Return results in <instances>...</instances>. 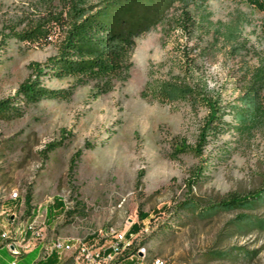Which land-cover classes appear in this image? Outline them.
I'll list each match as a JSON object with an SVG mask.
<instances>
[{"label": "rangeland", "instance_id": "1", "mask_svg": "<svg viewBox=\"0 0 264 264\" xmlns=\"http://www.w3.org/2000/svg\"><path fill=\"white\" fill-rule=\"evenodd\" d=\"M204 6L192 36L164 37L159 25L138 38L129 76L112 91L99 94L96 81L74 86L71 78H45L46 88L69 90L68 99L18 102L20 116L0 119V223L11 222L7 208L16 200L19 224L8 228L38 217L34 227L45 241L123 233L140 223L133 248H145L144 264H264V224L243 223H264V203L209 214L264 186V123L249 137H212L195 153L205 109L141 95L148 82L178 75L183 53L223 104L249 88L248 74L264 57V11L231 0ZM65 7L66 0H0V100L16 94L32 63L56 55L62 30L54 18ZM181 9L176 4L168 18ZM239 22L234 45L226 32ZM37 27L49 28L48 43L18 37ZM58 200L62 210L54 207Z\"/></svg>", "mask_w": 264, "mask_h": 264}, {"label": "trees", "instance_id": "2", "mask_svg": "<svg viewBox=\"0 0 264 264\" xmlns=\"http://www.w3.org/2000/svg\"><path fill=\"white\" fill-rule=\"evenodd\" d=\"M231 1L245 2L264 11V0ZM204 3L205 0H99L95 3L66 0L64 16L61 14L54 18L62 30L56 55L43 64L30 65V74L19 85L16 94L0 100V119L20 116L21 111L16 106L18 102L30 106L45 99H68L69 90L48 89L43 84L45 78H71L75 81L74 86L96 81L100 83L99 94L112 91L115 83L125 81L129 76L131 56L138 38L159 25L163 27L164 37L175 32L192 36L198 24L195 15L204 11ZM176 4L182 8L181 12L168 18ZM190 5L192 10L188 9ZM239 24L235 23L226 32L234 45L239 35ZM49 31V28L40 30L37 27L18 34V37L32 43H48ZM183 57L185 59L180 62L178 75L148 82L141 95L160 104L183 102L195 112L205 109L206 116L199 128L196 146L192 149L195 153L201 152L212 137L231 131L241 137H249L264 123V57L258 67L248 74L249 88L232 105L223 104L221 98L209 89L206 80L196 76L195 64L188 53H183ZM30 201L31 197L27 194L26 214L31 210ZM258 203H264V186L247 196L230 197L206 212L249 210ZM54 207L62 210L63 204L58 200ZM143 219L144 214L140 213L139 220ZM243 223L251 227H263L264 224L252 220ZM141 228L140 223H134L128 234L138 233ZM49 258L41 259L39 264ZM49 262L53 264L52 259Z\"/></svg>", "mask_w": 264, "mask_h": 264}, {"label": "built area", "instance_id": "3", "mask_svg": "<svg viewBox=\"0 0 264 264\" xmlns=\"http://www.w3.org/2000/svg\"><path fill=\"white\" fill-rule=\"evenodd\" d=\"M19 206H22V203ZM15 208H7V220L19 224V217H15ZM36 219L33 221L32 227H34ZM12 233L4 231L3 226H0V239L5 242L7 247H12L11 251L14 256H18L22 251L34 250L41 244V259L55 255L58 259L57 264L135 263L139 262V252H141V246L137 245L133 248L137 237H129L128 231L121 233L109 229L105 233L99 232L95 235V238H92L93 235L91 238L90 236L85 238L55 237L45 241L41 236L42 234H36V228L34 227V234L25 235L24 240L19 242H12ZM98 239H103L104 242L97 245L96 240ZM117 245H126L124 257H114V249ZM156 264H161V262Z\"/></svg>", "mask_w": 264, "mask_h": 264}, {"label": "crops", "instance_id": "4", "mask_svg": "<svg viewBox=\"0 0 264 264\" xmlns=\"http://www.w3.org/2000/svg\"><path fill=\"white\" fill-rule=\"evenodd\" d=\"M17 206L16 200H11ZM31 218V217H30ZM5 222L0 223V226H4ZM23 229L22 226L19 227ZM33 234L31 231L25 232L20 241L24 240L25 235ZM38 234H41L40 232ZM42 245L40 244L36 249L30 251H22L18 256H14L12 251L5 242L0 239V264H39L41 263ZM53 260V264H57L58 259L55 255L51 256L47 261H43L42 264H49L50 260Z\"/></svg>", "mask_w": 264, "mask_h": 264}, {"label": "bare ground", "instance_id": "5", "mask_svg": "<svg viewBox=\"0 0 264 264\" xmlns=\"http://www.w3.org/2000/svg\"><path fill=\"white\" fill-rule=\"evenodd\" d=\"M12 197H13V199L17 198V194H14ZM12 224L13 223L11 220V222L10 221L5 222V225L3 226L4 231L13 232L12 233V242H19L21 237L27 231H31L34 234V227H32L33 223L26 225V227H24L23 229H20L19 227H17L15 229H13V231L10 228H8ZM38 233H39V231L36 230V234H38ZM137 236H138V233L129 234V237H137ZM125 252H126V245H117L116 248L114 249V257H124ZM145 258H146V250L143 246H141V252H139V261L144 264ZM157 262H160V260H156L155 264Z\"/></svg>", "mask_w": 264, "mask_h": 264}, {"label": "water", "instance_id": "6", "mask_svg": "<svg viewBox=\"0 0 264 264\" xmlns=\"http://www.w3.org/2000/svg\"><path fill=\"white\" fill-rule=\"evenodd\" d=\"M10 249H12V247Z\"/></svg>", "mask_w": 264, "mask_h": 264}]
</instances>
